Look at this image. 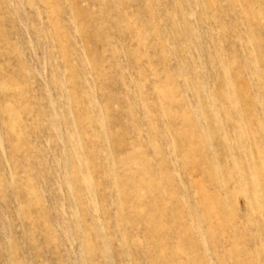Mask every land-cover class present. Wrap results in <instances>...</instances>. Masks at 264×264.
I'll use <instances>...</instances> for the list:
<instances>
[{"label":"rangeland","instance_id":"1","mask_svg":"<svg viewBox=\"0 0 264 264\" xmlns=\"http://www.w3.org/2000/svg\"><path fill=\"white\" fill-rule=\"evenodd\" d=\"M0 264H264V0H0Z\"/></svg>","mask_w":264,"mask_h":264}]
</instances>
